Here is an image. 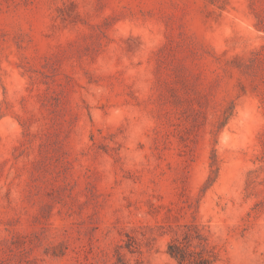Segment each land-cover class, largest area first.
I'll use <instances>...</instances> for the list:
<instances>
[{
  "label": "rangeland",
  "instance_id": "374dc122",
  "mask_svg": "<svg viewBox=\"0 0 264 264\" xmlns=\"http://www.w3.org/2000/svg\"><path fill=\"white\" fill-rule=\"evenodd\" d=\"M0 264H264V0H0Z\"/></svg>",
  "mask_w": 264,
  "mask_h": 264
}]
</instances>
